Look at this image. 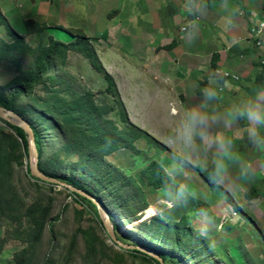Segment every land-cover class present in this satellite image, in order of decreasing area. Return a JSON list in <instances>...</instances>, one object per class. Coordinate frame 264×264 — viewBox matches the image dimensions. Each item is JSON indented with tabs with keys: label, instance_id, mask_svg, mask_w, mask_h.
<instances>
[{
	"label": "rangeland",
	"instance_id": "rangeland-1",
	"mask_svg": "<svg viewBox=\"0 0 264 264\" xmlns=\"http://www.w3.org/2000/svg\"><path fill=\"white\" fill-rule=\"evenodd\" d=\"M71 1L0 0V98L16 104L20 116L37 128L43 162L93 188L113 215L116 238L165 254V264H264V152L248 143L244 127L214 124L213 131L236 139L255 177L245 184L233 164L219 186L207 184L204 175L212 168L213 152L202 150L177 177L189 186L186 203L170 222L154 216L155 206L163 203V188L149 185L144 174L154 164L166 174L173 152L179 154L169 136L188 108L171 94L165 65L154 58L148 62L149 56L164 58L171 48L165 49L159 38L153 45L144 4L137 25L135 9L120 15L121 0H109L108 7L103 0H75L74 5H82L80 15ZM62 2L74 7L65 13ZM121 16L133 18L120 23ZM81 39L96 51L118 95L108 93L102 75L76 50L57 54L51 78L44 75L31 94L21 93L18 85H26L30 73L42 72L43 48H52L53 40L71 44ZM164 60L180 65L178 58ZM256 85L263 83L257 79ZM10 136L15 137L0 120V145L9 152ZM14 154L0 175V264H155L117 246L90 202L35 180L21 141ZM163 180L162 186L172 190L165 175ZM35 203L50 204L51 218L41 235L28 216ZM202 209L217 225L208 236L198 232Z\"/></svg>",
	"mask_w": 264,
	"mask_h": 264
},
{
	"label": "crops",
	"instance_id": "crops-1",
	"mask_svg": "<svg viewBox=\"0 0 264 264\" xmlns=\"http://www.w3.org/2000/svg\"><path fill=\"white\" fill-rule=\"evenodd\" d=\"M121 1L120 15L123 16L129 8L135 9L137 25L142 14L139 9L144 4L143 14H150L144 21L151 23L153 32L149 38L153 37L152 42L159 38L166 42L165 49L171 48L164 58L149 56L148 62L154 58L158 64L165 65L164 70H169L168 83L173 88L170 92L174 93L183 109L203 105L206 111L223 113L229 102L256 86L257 79L264 85V33L257 32L264 20V0ZM71 2L75 4V0ZM102 2H105L104 7H108L109 0ZM62 4L63 12L77 6L81 11L76 10L74 14H82V5ZM122 16L120 23H129L133 18ZM215 55L218 58L215 60L216 68H213ZM168 57L178 58L180 62L176 64L180 65L168 64L164 60ZM224 74L237 77L238 81H226ZM209 87L218 90L219 95L214 100H206L203 94ZM217 127H223V123H218ZM232 127L242 129L244 126L233 124Z\"/></svg>",
	"mask_w": 264,
	"mask_h": 264
},
{
	"label": "clouds",
	"instance_id": "clouds-1",
	"mask_svg": "<svg viewBox=\"0 0 264 264\" xmlns=\"http://www.w3.org/2000/svg\"><path fill=\"white\" fill-rule=\"evenodd\" d=\"M206 100H214L219 93L216 87L204 90ZM223 123L224 128L233 124H242L248 143L257 151L264 152V85H256L244 95L236 98L223 113L204 110V106L186 108L169 136V144L179 149L173 152L171 161L166 165L172 190L163 189L162 200L155 206L153 215L170 222L177 208L186 203L189 186L177 177L182 174L185 165L198 156L202 150H212L211 172L208 181L219 186L229 174L233 164L238 165V175L247 184L256 175L252 162L236 149V139L224 131H213V125ZM169 149V145L166 144ZM198 232L208 236L217 227L215 218L206 210L199 212Z\"/></svg>",
	"mask_w": 264,
	"mask_h": 264
},
{
	"label": "trees",
	"instance_id": "trees-1",
	"mask_svg": "<svg viewBox=\"0 0 264 264\" xmlns=\"http://www.w3.org/2000/svg\"><path fill=\"white\" fill-rule=\"evenodd\" d=\"M85 43L86 42L84 39L77 40V42H73L71 44H65L63 42L53 40L52 41V44H53L52 48H47V49L43 48L42 49V57L46 62L42 67V72L30 73L31 75L26 79V81H27L26 85H22V84L18 85L20 87L21 93L24 96H28L29 94L32 93L34 86L39 84L42 76L46 75L47 78H51L50 70L53 69L52 62L58 55H60L61 53H63V55H66L68 52L76 50V51H79L80 53H83V55L86 57V59H88L92 68L97 73L102 75L104 81H106V83L108 84V90H107L108 93L111 95H116V94L118 95L113 77L103 67V65H102L100 59L98 58V55H97L96 51L94 50V48L91 45H86ZM0 51H1V49H0ZM4 53H7V52H4ZM215 58L217 59L218 56L215 55L212 59V67L213 68H216V66H215V60L216 59ZM10 61H11V59L9 60V62ZM225 80L229 81L227 79H225ZM121 105H122V103H121ZM0 106L6 110H10V111H13V112L19 114L17 112L18 108L16 107V104H14L13 102H9L6 99L0 98ZM6 125L11 129V131L13 132L15 137L10 136V139L14 143L11 146L10 152L7 151L2 145H0V175L3 173L6 163L14 158V156H15L14 151L16 149V145L18 146L19 141H21L24 144L25 151L27 152V155H28L27 136L24 134V132L22 130L15 128V127H12L7 123H6ZM30 125H31V127L34 131V134H35V143H36L38 154H39V167H40V169L50 176L57 177L63 181H66L72 185H75V187H77L81 190H84L91 195L96 196L98 201H100L102 203V205L107 209V212H108L110 218L112 219L113 215H112L108 205L104 201H102L101 198H98L97 192L93 188H91L89 186H85L84 184H82L77 179H73L71 177H67V176L62 175V174H58L54 170L50 169L43 162L44 154H43V143H42L41 134L38 132L37 128L33 124L30 123ZM154 166H157V164L150 166L149 172L145 173L144 177L148 180L149 185H151L155 188H163L164 189V187L162 186L163 181H164L163 176L164 175H165V177H167V176H166V174H164V171L159 166H157L156 171H154L152 169ZM210 172H211V167L209 169H207L206 176L204 175L206 180H208V175ZM28 173L30 174L29 166H28ZM34 179L39 181L36 178H34ZM167 179H168V177H167ZM203 181H205V180H203ZM206 183L208 184L210 182L207 181ZM68 191H70V190H68ZM70 192L76 200H78V201L85 200V201L90 202L98 210V213H99L98 207L91 200L81 196L78 193H72V191H70ZM248 194H251V193H248ZM49 205L50 204H48V206H46V205L44 206L42 203H35L28 208V216L30 217L31 222L33 224V227L35 228V230L37 231V233L39 235H41L45 232L46 226H47L48 222L50 221L51 211H50ZM99 215H100V213H99ZM101 223H102V221H101ZM102 226H103V223H102ZM103 229H104V226H103ZM105 232H106V230H105ZM130 253H135V254H137V255H139V256L147 259V260L152 261L155 264H160L157 260H155V259H153V258H151L145 254H142L139 251L134 250ZM155 253L162 259L163 264H165L164 259H165L166 255L162 254L160 252H155Z\"/></svg>",
	"mask_w": 264,
	"mask_h": 264
},
{
	"label": "water",
	"instance_id": "water-1",
	"mask_svg": "<svg viewBox=\"0 0 264 264\" xmlns=\"http://www.w3.org/2000/svg\"><path fill=\"white\" fill-rule=\"evenodd\" d=\"M0 120L4 121L5 123L9 124L12 127L18 128L24 132V134L27 136V149H28V159H29V169H30V175L33 178L38 179L41 182H47L50 184H56L61 187L66 188L67 190L72 191V193H78L81 196L91 200L100 210V216L102 218V222L104 225V228L108 234V236L113 240V242L119 246L122 249H126L129 251H139L142 254H145L155 260H157L160 264H163L162 259L152 250L137 246V245H127L118 240L113 232V228L111 225V218L109 214L107 213V210L102 205L100 201H98L97 197L94 195L89 194L88 192L81 190L75 185H72L66 181H63L57 177H53L48 175L47 173L43 172L39 167V154L37 150V146L35 143V134L34 131L28 121H26L24 118H22L17 113L6 110L3 107L0 106Z\"/></svg>",
	"mask_w": 264,
	"mask_h": 264
},
{
	"label": "built area",
	"instance_id": "built-area-1",
	"mask_svg": "<svg viewBox=\"0 0 264 264\" xmlns=\"http://www.w3.org/2000/svg\"><path fill=\"white\" fill-rule=\"evenodd\" d=\"M263 10H264V5H263ZM258 34H263L264 33V20L260 23L259 28L257 30ZM223 78L227 80H235L238 81L237 77L231 76L230 74H224Z\"/></svg>",
	"mask_w": 264,
	"mask_h": 264
}]
</instances>
